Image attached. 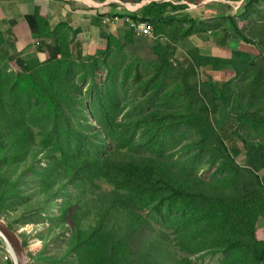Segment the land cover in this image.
Wrapping results in <instances>:
<instances>
[{"label":"trees","instance_id":"16d2710c","mask_svg":"<svg viewBox=\"0 0 264 264\" xmlns=\"http://www.w3.org/2000/svg\"><path fill=\"white\" fill-rule=\"evenodd\" d=\"M175 1L117 15L154 38L123 24V40L86 55L76 30L36 12L53 56L0 54V219L16 231L54 207L47 232L64 243L51 264H264V184L246 165L264 156V0L209 3L207 20ZM208 33L254 57L203 54L192 38ZM148 39L151 56L125 55Z\"/></svg>","mask_w":264,"mask_h":264},{"label":"crops","instance_id":"0c3cea01","mask_svg":"<svg viewBox=\"0 0 264 264\" xmlns=\"http://www.w3.org/2000/svg\"><path fill=\"white\" fill-rule=\"evenodd\" d=\"M149 2V0H147ZM146 4V3H144ZM141 5V4H140ZM139 4L131 11H137ZM126 5L122 0H15L0 2V33L5 44L0 49L3 57L9 56H53L55 36L39 38V28L34 14L44 18L52 31L64 25L77 34L73 39L74 52L83 55L91 53L95 47L106 43L112 34L123 40L125 28L121 22L115 24L105 21L106 17L125 12ZM44 31L48 28L43 26ZM71 34V33H70ZM37 35V36H35ZM261 177L264 184V156L256 154L248 163ZM260 225L264 227V219ZM0 262L5 264L0 252Z\"/></svg>","mask_w":264,"mask_h":264},{"label":"rangeland","instance_id":"374dc122","mask_svg":"<svg viewBox=\"0 0 264 264\" xmlns=\"http://www.w3.org/2000/svg\"><path fill=\"white\" fill-rule=\"evenodd\" d=\"M153 1V0H149ZM166 1V0H165ZM226 0H201L199 1L200 3H191L186 0H181V1H175V4H186L188 7L185 9V12H188L190 15H192L195 18L201 19V20H207L213 17L214 13L211 14L207 10H211L209 8V3H215V2H224L228 3L235 8H238L239 5H242L241 2H232V1H227ZM142 2H147V0H143ZM141 2V3H142ZM147 2V3H149ZM230 2V3H229ZM244 2V0H243ZM126 5H129L130 7H126V9H134L138 4L140 5L141 3H132V2H124ZM146 3V4H147ZM238 5V6H237ZM212 11V10H211ZM213 12V11H212ZM117 15L114 16H108L106 17L105 21L108 22V19L114 18ZM109 23V22H108ZM111 23V22H110ZM122 23V22H121ZM114 24V23H112ZM123 24V23H122ZM125 30L126 26L123 25ZM128 29V28H127ZM214 38H212V34H203L200 36H195L192 38L193 43H203L202 45V52L203 54L209 55V56H214L217 54L223 55L222 57L225 58H231V59H250L251 57H254V50L252 48H248L247 51H245L243 48L245 47L242 45L241 42L239 41H234L228 49H220L216 46V43L213 41ZM136 45L133 48H129L126 52V56H132L137 52L141 56H151V51L149 50V47L153 45V41L150 39L148 40H139L137 41ZM178 56H185L184 51L181 50ZM18 57H21L23 59H27L30 56H9V57H4L5 60L13 59V62L11 64L14 65L16 63L15 59ZM173 62L175 59L172 60ZM6 67V65H5ZM7 68V67H6ZM11 69V65L9 67ZM175 81H171L169 83V88L174 87ZM134 114L133 109H129L125 112H123L120 115L121 119H128L131 117V115ZM93 119V118H92ZM97 127L101 130L103 129V124L100 123H95ZM241 145V144H240ZM237 163L240 165L244 162V155L237 158ZM58 214V211L54 208L51 207L48 211H45L43 213H32L33 216V221L30 223L26 222L25 220V225H22L21 223L18 224V229L16 230L22 240H25L27 242V250L29 254L31 255L30 259V264H51L50 261L44 260L45 258H42L43 256H50L53 255L55 257H58L59 251L62 249L63 241L59 239L58 236L54 234H49L47 232V229L51 227V221L47 217L53 218ZM54 219V218H53ZM55 222V220H53ZM3 220V219H2ZM44 238V242L42 239ZM41 253V254H40ZM40 255V257L38 256ZM38 256V257H37ZM5 262V260H4ZM201 264H221V257H207L206 259L200 260ZM1 264V262H0Z\"/></svg>","mask_w":264,"mask_h":264},{"label":"water","instance_id":"95a60500","mask_svg":"<svg viewBox=\"0 0 264 264\" xmlns=\"http://www.w3.org/2000/svg\"><path fill=\"white\" fill-rule=\"evenodd\" d=\"M144 3L147 2H142L140 6L145 5ZM0 240L11 264H30L29 252L20 234L6 225L2 219H0Z\"/></svg>","mask_w":264,"mask_h":264},{"label":"built area","instance_id":"2783aa9c","mask_svg":"<svg viewBox=\"0 0 264 264\" xmlns=\"http://www.w3.org/2000/svg\"><path fill=\"white\" fill-rule=\"evenodd\" d=\"M5 1V2H13L15 0H0V2ZM168 1V0H166ZM108 22H112V23H117V22H122L125 25H127L130 29L134 30L135 32L145 35L147 37H153V31L151 29V27L149 26V24L144 21V20H140V21H136L133 20L129 17H119V16H115L114 18L108 19ZM0 252L3 255V259L5 261L9 260L8 255L6 254V252H4V245L2 243V241L0 240Z\"/></svg>","mask_w":264,"mask_h":264},{"label":"bare ground","instance_id":"6f19581e","mask_svg":"<svg viewBox=\"0 0 264 264\" xmlns=\"http://www.w3.org/2000/svg\"><path fill=\"white\" fill-rule=\"evenodd\" d=\"M110 23V22H109ZM112 23V22H111ZM124 24V23H123ZM67 33V32H66ZM35 36H37V35H35ZM40 38V37H39ZM168 42V41H167Z\"/></svg>","mask_w":264,"mask_h":264}]
</instances>
